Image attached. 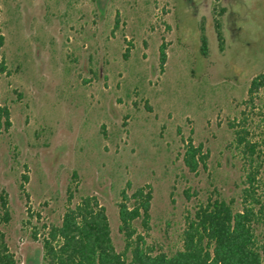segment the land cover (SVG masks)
I'll use <instances>...</instances> for the list:
<instances>
[{"label": "rangeland", "instance_id": "374dc122", "mask_svg": "<svg viewBox=\"0 0 264 264\" xmlns=\"http://www.w3.org/2000/svg\"><path fill=\"white\" fill-rule=\"evenodd\" d=\"M0 36V228L18 264H41L31 227L60 223L68 186L71 207L104 208L118 252L123 194L150 186L149 228L133 226L167 254L199 204L237 198L229 124L264 138V0H0ZM258 179L264 200V166Z\"/></svg>", "mask_w": 264, "mask_h": 264}, {"label": "trees", "instance_id": "16d2710c", "mask_svg": "<svg viewBox=\"0 0 264 264\" xmlns=\"http://www.w3.org/2000/svg\"><path fill=\"white\" fill-rule=\"evenodd\" d=\"M201 43L204 50V38ZM160 52L163 61L164 54ZM263 84L264 74L252 81L254 86ZM245 121L243 117L240 124H229L235 147L246 161L237 198L225 201L208 197L193 213L186 215L180 249L167 254L148 244L145 235L139 234L133 226V222L140 219L144 231L149 228L150 186L137 188L128 197L123 194L124 202L118 204V230L124 243L119 252L111 241L104 208L93 196H84L71 207L74 190L68 186L67 204L60 223L43 226V231L31 227V238L41 242V264H264V200L258 179L264 166V158H261L264 138L261 144L248 140ZM9 126L8 112L0 107V136ZM204 159L201 146L190 144L183 161L193 172L200 163L204 165ZM31 218L29 216L27 225L31 224ZM9 220L6 197L0 195V226ZM0 264H18L1 228Z\"/></svg>", "mask_w": 264, "mask_h": 264}]
</instances>
